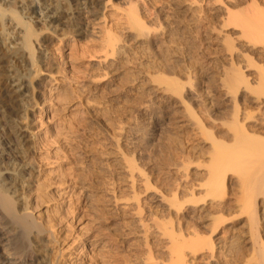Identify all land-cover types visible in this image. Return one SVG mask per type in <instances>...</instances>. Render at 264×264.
<instances>
[{
	"label": "rangeland",
	"instance_id": "1",
	"mask_svg": "<svg viewBox=\"0 0 264 264\" xmlns=\"http://www.w3.org/2000/svg\"><path fill=\"white\" fill-rule=\"evenodd\" d=\"M104 2L78 19L88 36L78 32L62 43L56 37L46 48L57 82L41 75L49 81L36 89L39 105L33 103L26 132L41 145L32 154L44 190L40 199L22 165V191L36 216H55L58 224L48 264H264V191L252 175L263 153L242 140L252 155L212 167L216 142L241 141L234 122L264 136V44L252 47L239 25L224 21L227 10L248 4ZM34 23L42 25L40 18ZM4 257L9 264L24 259Z\"/></svg>",
	"mask_w": 264,
	"mask_h": 264
},
{
	"label": "bare ground",
	"instance_id": "2",
	"mask_svg": "<svg viewBox=\"0 0 264 264\" xmlns=\"http://www.w3.org/2000/svg\"><path fill=\"white\" fill-rule=\"evenodd\" d=\"M104 1L105 0H0V224L3 225V228L8 226L9 223L13 225V226L10 225L9 228L7 227L8 229L7 231H5L6 233L3 232V229H0V264H9V262L12 260V259L6 260V258L4 257L5 255H8V256L18 255L20 256L21 260L22 258H24L22 260L23 262H19L17 264H48L49 259H47V257L49 255V252H48L49 244H53V243L55 244L58 241V236H57L58 234H56V231H55L56 229L55 226L58 224H55L56 222H54V219H53L55 218V216L52 217L50 215L52 218L48 215H47L48 217H45L43 215L36 216L37 214H34V211L32 212V209H31L32 206L30 207L31 202L30 201L27 202L28 199L26 198V194H25L26 192L24 193L22 191L25 187L22 185L24 181L23 179L25 178V175H24L25 171L23 169L21 170L19 167H22V165L23 166L28 165L27 166L28 167L27 172L29 175L28 182L37 183V186L36 184L34 186L36 187L35 190L37 191L36 195L40 198V196L43 194L42 190H44L42 189L43 183L41 182H43L44 180L40 182L41 179L38 178L40 175V170L35 169L36 166H34V163H35L36 157L34 156L35 154H32V152L37 153L39 151L37 148H40L39 146L41 145H39L40 144L39 141L33 140V137L30 138L31 139L30 140L26 132L29 129L28 125L32 124L31 123V120H32L31 118H32V113H33L32 111H34L33 103H35V105L36 104L39 105V101H37L38 95L36 94V89H38V86L40 84L44 85L49 81V80L46 81V79H43L41 75L44 73V71H47L49 77H51L50 81L57 80L56 77H54V74L56 72V67L52 64V61L49 59L48 53L45 51H46V48L49 47V44H51L54 41V38L56 37H57L56 39L62 43L63 41L67 40L65 39V37H70V35L73 36L75 33H78V32L84 31L83 33L85 34V36H88L89 33L87 32L88 30L86 28V25L83 23V21H80L78 19L87 18V16L94 9L100 10L102 6L106 3ZM245 3H247L248 5L247 7L243 6V8L245 7L244 10H242V8L239 10L242 12L238 11L235 13L234 11L233 13L227 10L228 13H227L226 19L224 20L226 22L225 24L228 23L227 25H229L230 23H233L235 25H239L242 29L241 34L242 36H244L243 38L246 37L249 40V43H252V47L253 45L256 46L257 43L264 44V0H236L235 2V4L238 6L241 4L245 5ZM130 17L133 20V22H138L137 21L138 19L136 18L135 14H133ZM34 18H40L42 25L37 26L34 23ZM59 31H64V33L60 34L58 33ZM229 39H230V36H229ZM65 44H68V43L65 42ZM251 58L252 57H250L249 62L250 63L255 62ZM57 72H58V69H57ZM59 72H60V69H59ZM245 76L243 73L241 76L243 77L242 79L244 80L245 78L246 80L249 79L247 76L246 77ZM73 78L75 79V77ZM260 85H261V82H260ZM257 89L258 88H256V90ZM238 124L237 122H234L233 127L238 131L240 129L243 130V134L240 135L241 136L240 140L241 141L243 140L244 143L245 142L247 143V144L245 143V145H247L246 147L248 148L250 144L249 146L250 148L248 149L249 150L251 149L250 151L252 153H254V151L259 152V150H261L259 153L261 152L263 153L260 155L261 157L263 155V157L262 158L260 157V160L257 162V164L253 165L255 169H253L254 172L252 175H253L254 183L256 184L257 188L264 191V136H260V134L258 133L256 134V132H259L258 130L259 128H257L258 131L254 130L256 132L244 133V130H245V128H243L244 125L243 126L242 124L240 125L239 122ZM34 138H36V135ZM39 140H41V138ZM237 140H236L237 145H234L235 143L233 144L231 143V146L225 145L228 143L223 144L220 142H216V145H214L215 147V152H214L215 158L214 159L215 160H214V166L212 167H217L219 163L222 162L223 160H228V159H232L233 157H238L240 156L241 153L242 155L244 154L246 155L245 152H248L249 150L247 149L244 152L243 151L244 150L243 141L241 142ZM44 147H46V145ZM252 148H254V151H252L253 150ZM46 151H47V148H46ZM247 154L250 155L251 153L249 154L248 152ZM41 159L43 160V157H41ZM40 162H43V161H40ZM221 164L222 163H220V165ZM42 167L44 166L42 165ZM218 178L219 180L222 179V177L216 175V178L212 180L217 183ZM64 182L62 180V183ZM47 186H50V185L47 184ZM30 190L32 191L33 189H30ZM38 197H36L35 199H37ZM254 204L255 202L253 200L250 201V205H254ZM37 206L38 205H36L35 207ZM217 221H219V219ZM217 221L215 224L219 225L218 223L220 221L219 222ZM222 221L224 222L225 219ZM222 221L220 223H222ZM141 222L143 223V221ZM215 224H214V228L217 227ZM251 224L253 227V234L256 235L255 237L253 236L255 244H259L260 243L259 238H258L259 235H257L258 230H259L258 229L259 221H258L256 209L253 210V215L251 217ZM146 225L148 226L147 223H145L144 226ZM214 228L212 230H215ZM20 229L24 233H26L25 237L23 236L24 233L22 234V232H20L21 231ZM18 231L20 232V234H22L20 236L21 238L20 237L15 238L16 236L14 235V238L8 237L7 239H3V235H6L8 232L17 233ZM16 235H19V234L17 233ZM97 238H99V236ZM145 239L147 240V238ZM211 243H214V242L211 241L210 244ZM260 247H262V244L260 245ZM38 250L42 251L43 256L37 255L39 253ZM180 251L179 253H181ZM90 260L93 262L92 259ZM6 261H9V262L7 263Z\"/></svg>",
	"mask_w": 264,
	"mask_h": 264
}]
</instances>
